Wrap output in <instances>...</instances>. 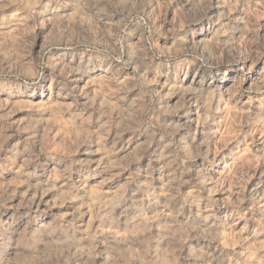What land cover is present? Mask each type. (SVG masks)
<instances>
[{"label": "clouds", "instance_id": "9594fccd", "mask_svg": "<svg viewBox=\"0 0 264 264\" xmlns=\"http://www.w3.org/2000/svg\"><path fill=\"white\" fill-rule=\"evenodd\" d=\"M20 107L31 111L10 120ZM0 110V153L22 137L6 158L24 155L25 165L45 150L50 110L67 114L58 134L73 150L93 134L112 135L113 150L136 144L134 161L148 165L137 203L159 206L154 218L165 220L129 241L147 264L161 253L170 264H264V0H0ZM94 117L95 133L77 137ZM154 180L174 189L173 210ZM34 203L0 216V264L74 255L54 239L60 218L42 219ZM61 227L67 236L71 225Z\"/></svg>", "mask_w": 264, "mask_h": 264}, {"label": "rangeland", "instance_id": "374dc122", "mask_svg": "<svg viewBox=\"0 0 264 264\" xmlns=\"http://www.w3.org/2000/svg\"><path fill=\"white\" fill-rule=\"evenodd\" d=\"M5 111L0 110V116ZM30 111V108L20 107L10 120H19ZM44 120L45 123L51 122L52 127L39 129L45 150L40 152L38 159L27 165L24 155L18 154L15 159H7L11 154V146L22 137H11L4 143V152L0 153V203L9 195L13 198L8 201V207L0 211V216L9 217L14 211L12 205L31 198L35 201L33 209H39L38 215L42 213V219L52 221L60 218L54 225L57 230L54 239L67 240L64 247L69 251L66 255L74 254L68 264H147L138 258L142 255L138 249L129 250L130 240L143 238L149 234V229L155 235L159 231L157 225L165 222L163 217L159 220L154 218V213L160 211L159 206L149 208V201L145 200L141 209L137 203L142 198L138 186L147 176V158L134 161L135 143L122 141L113 150V136L105 137L103 134L90 135L85 145L73 150L71 140L65 141L58 134V129L67 120V114L50 110ZM3 123L0 120V125ZM98 127L94 117L89 127L77 132V137L84 133H95ZM68 165L71 167L68 168ZM154 166L158 165L154 162ZM25 172L33 175L25 176ZM256 182L257 177H253L248 188L251 189ZM153 187L159 196L160 205L168 203L165 211L177 206L179 197L167 201V195H174V189L163 188L159 180H154ZM188 191L187 185L180 188L181 193ZM216 196L221 197L222 193L217 192ZM49 202L53 205L51 208H48ZM195 210L193 205L191 211ZM188 214L189 208L185 207L176 222L182 224ZM61 221L71 225L66 229L67 236L64 235ZM189 243L195 244V241ZM155 246V243L151 245L153 248ZM160 256L158 264H170L169 258L163 253ZM256 264H260V261Z\"/></svg>", "mask_w": 264, "mask_h": 264}]
</instances>
